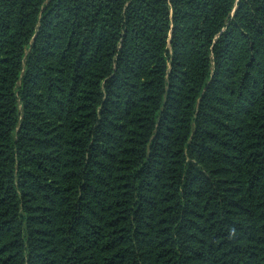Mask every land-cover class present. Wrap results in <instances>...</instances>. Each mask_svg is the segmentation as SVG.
I'll return each mask as SVG.
<instances>
[{
  "label": "trees",
  "instance_id": "1",
  "mask_svg": "<svg viewBox=\"0 0 264 264\" xmlns=\"http://www.w3.org/2000/svg\"><path fill=\"white\" fill-rule=\"evenodd\" d=\"M0 264H264V0H0Z\"/></svg>",
  "mask_w": 264,
  "mask_h": 264
}]
</instances>
